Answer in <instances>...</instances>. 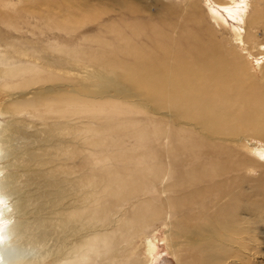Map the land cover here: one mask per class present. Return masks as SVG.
<instances>
[{
	"label": "bare ground",
	"instance_id": "1",
	"mask_svg": "<svg viewBox=\"0 0 264 264\" xmlns=\"http://www.w3.org/2000/svg\"><path fill=\"white\" fill-rule=\"evenodd\" d=\"M18 1L0 0V22L14 29L22 9L42 33L71 35L99 19L86 9L64 15L50 0ZM187 1L183 18L207 39L182 23L172 35L150 22L146 30L128 23L130 32L113 22L76 44H50L85 66L125 70L116 91L139 94L152 113L121 97L77 100L70 69L57 71L40 50L0 43V264H151L163 221L176 264H264V153L237 141L262 122L251 135L264 140V69L263 84L249 86L228 57L236 50L215 42V26ZM242 4L226 9L246 41L257 36L264 0ZM209 13L226 22L218 8Z\"/></svg>",
	"mask_w": 264,
	"mask_h": 264
},
{
	"label": "rangeland",
	"instance_id": "2",
	"mask_svg": "<svg viewBox=\"0 0 264 264\" xmlns=\"http://www.w3.org/2000/svg\"><path fill=\"white\" fill-rule=\"evenodd\" d=\"M12 1L14 3L19 2L18 0ZM35 1L36 0H27V4H33L32 6L37 7L38 3H36ZM194 1L197 7L194 8L193 6H190L191 9H193L194 13H200L202 20L208 23L207 26L210 25L211 28L215 26V31L218 32L215 42H219L228 49L232 48L236 50V58H234L233 56L228 57L230 59H233L234 65L240 69V75L243 78L247 77L249 79V82L251 81L249 86L252 87V82L263 84L262 73L264 67L260 70L258 62L263 60V64L261 63V65L264 66V48L261 49L258 44L260 43L264 46V20L260 18L256 23V26H253V30L257 32V36L254 38H249L245 41V35H240L241 38L238 37L239 35H234L236 26L239 25V20L229 16L226 9V7L229 6L236 7L238 4L243 6V0H237L236 2L238 3H233V5H227L225 7H221L216 2V0ZM50 2H53V5L57 6L55 7L56 10L64 15L66 14V10H69L70 12H80L86 9V13L89 14L87 15L88 18L93 14V18H95V16H98L99 19L95 22H87L84 27L79 29L75 34L71 35H67L64 31L55 30V32H51L47 29H44L45 32L42 33L40 30L38 31L37 29V31H35L36 29L31 27L32 25L30 24V22L35 23L36 17L32 15L30 16V13L27 10L22 9L18 12L15 11L17 15L13 19L15 22V27L18 26V29H14L13 27L11 28L10 26H7L4 23L0 22V43H2L3 46L10 51L19 50L21 46V48L23 47L27 50L29 49L28 52L33 53L36 56H38V54L35 52V50H40V55L46 57L42 61L45 63H53L55 66H57V71H60L62 69H70L72 72L71 76L73 80V86L68 85V87H70L71 90L75 92L77 100L81 101L84 100L86 96L93 94L114 98L121 97L128 103L131 101V103L127 107L130 109H134L135 112H139L142 109L145 111L147 110L148 112L150 111L151 113L154 112L151 105H148V103L144 99H142L139 94L137 95L135 92L129 90H122L120 92L116 91V89L121 88L120 81L123 80L122 75L126 74L125 70L118 68L115 71H111L103 67L94 68L93 66L89 65L85 66L82 64V62H79L76 59L69 60L58 53H54V51L51 49L50 44L54 39L59 40L62 43H65V41H71L72 43L76 44L82 40L84 35L98 33L101 29V24H109L113 22L123 27H125V25H127L128 23H138L141 24L140 26L144 24L143 26L145 27V30L149 26L154 27L153 25H149L148 22H150V24H155V26L168 31V33L172 35H175L174 27L182 23L186 24L187 28L189 27V30L193 32L196 31L197 34L202 36L204 39H207V36L205 34L206 32L204 33L201 30V27H199L198 23H194V21H191L190 19L183 18L185 13L183 11H186L185 9L188 8L187 0H50ZM213 6L215 8H218L220 12H222L221 17H223V20L227 18L224 24L218 25L213 20V18L210 17L209 12H211V7ZM58 7L59 9H57ZM246 7L249 14H251L253 11V7ZM24 18L27 20V22ZM146 24L147 26H145ZM19 27L21 31L19 30ZM125 29L127 32H130L128 26L125 27ZM16 30L19 32H17ZM188 35L189 34L185 32L186 40L187 38L193 39L192 35ZM107 37L113 40L115 44H118L115 36L110 34L107 35ZM179 38L181 39V41H183L184 45H186V40H184L183 37ZM162 42L171 44V40L169 37H163V41H161V43ZM243 42L245 43V45H243ZM94 47H97V45L94 44ZM63 72L64 71H62V73ZM58 84H60L61 86V84H63V79L61 81H57L56 85ZM56 88L57 87H54V89ZM143 101H145L146 103H143ZM141 106L144 108H141ZM122 107L125 106L122 105ZM236 113L237 115H248V118L254 117L255 119V117H257V120H259L258 116H255L254 114L247 112L244 109L237 110ZM257 115L262 116L261 111H258ZM256 126H263V122L261 124H256ZM256 126L254 123H252L251 126L247 128L249 130L244 129L245 131L241 132V134H239V136L237 137V141L240 140V143H246V145H251L253 141L254 144L253 146H251L256 148L258 147L256 150H258V152L264 153V140H259L258 137H254L251 135L255 132ZM240 136L249 138L243 139ZM260 172L261 168L258 170L257 175H259ZM167 230L168 227L163 221L159 223L158 229L156 230L157 232L154 231L158 235L160 242L158 246L159 253L155 255V262H152L151 264H176V261L172 258V256L167 253L165 241H163V236H165Z\"/></svg>",
	"mask_w": 264,
	"mask_h": 264
}]
</instances>
